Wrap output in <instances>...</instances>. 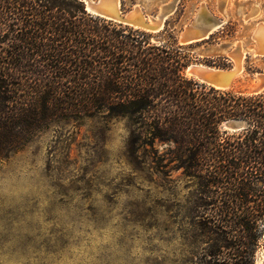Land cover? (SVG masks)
<instances>
[{
  "label": "trees",
  "instance_id": "16d2710c",
  "mask_svg": "<svg viewBox=\"0 0 264 264\" xmlns=\"http://www.w3.org/2000/svg\"><path fill=\"white\" fill-rule=\"evenodd\" d=\"M187 65L175 42L81 0H0V161L52 130L124 120L130 162L185 181L168 212L187 262L255 264L262 249L264 264V92L216 90ZM228 121L245 126L223 130Z\"/></svg>",
  "mask_w": 264,
  "mask_h": 264
},
{
  "label": "rangeland",
  "instance_id": "374dc122",
  "mask_svg": "<svg viewBox=\"0 0 264 264\" xmlns=\"http://www.w3.org/2000/svg\"><path fill=\"white\" fill-rule=\"evenodd\" d=\"M119 1L121 12L138 4L147 19L172 6L162 29L148 33L153 43L175 42L187 56L184 75L193 79L186 72L191 64L231 68L233 61L219 47L239 38L248 46L253 41L244 33L264 22V0ZM201 6L220 23L207 39L180 46L182 28ZM245 53L238 80L264 72V57ZM228 122L223 130L245 126L230 130ZM127 137L124 120L112 121L105 131L88 121L79 129L52 130L1 160L0 264H189L168 212L188 191L181 172L162 177L148 162L136 167ZM262 256L261 249L255 264Z\"/></svg>",
  "mask_w": 264,
  "mask_h": 264
},
{
  "label": "water",
  "instance_id": "95a60500",
  "mask_svg": "<svg viewBox=\"0 0 264 264\" xmlns=\"http://www.w3.org/2000/svg\"><path fill=\"white\" fill-rule=\"evenodd\" d=\"M85 4L87 12L100 18L113 21L115 23L132 27L134 29H140L151 33H158L163 25L166 14L172 9L169 6L168 10L158 16L151 17L149 19L143 14L139 5L132 4L131 9L128 12H121L119 0H81ZM221 9L223 5L220 4ZM205 14V15H204ZM220 23L219 20L209 15L202 9V16L199 20L194 18L190 23L184 26L178 36L177 42L180 46L190 45L196 42H200L208 38L212 31L216 28V25ZM215 24V27L212 26ZM251 41L248 46L253 47V54L264 57V48H261L262 44L255 38V35H251ZM242 39H233L225 45L219 47V50L226 51L227 55L233 61L231 68L218 69L211 66L202 65V67H194L190 72L191 76L201 84L212 87L216 90L228 91L235 87L241 88L245 93L250 95H256L264 92V72H255L248 78L238 80L240 75L239 64L245 57L246 48L248 46L240 44ZM256 56V57H257ZM201 65V64H195ZM243 127L242 122L230 121L227 123V128L230 130H236ZM263 256L261 259V263Z\"/></svg>",
  "mask_w": 264,
  "mask_h": 264
},
{
  "label": "bare ground",
  "instance_id": "6f19581e",
  "mask_svg": "<svg viewBox=\"0 0 264 264\" xmlns=\"http://www.w3.org/2000/svg\"><path fill=\"white\" fill-rule=\"evenodd\" d=\"M169 6H170V4H168V5H165V6H162L161 7V11H160V14H162V13H164V12H166L167 10H168V8H169ZM140 8V7H139ZM202 9L203 10H205V8L203 7L202 8V6L201 7H199L197 10H196V13H195V15H194V19L195 20H199L200 18H201V16H202ZM206 11V10H205ZM159 15V14H158ZM158 15H156V16H158ZM213 28L215 27V24L212 26ZM250 30H248V31H246L245 33H244V36H249V38L251 37V35H255V38L259 41V43L260 44H262V46H261V48H264V22L263 23H259V24H257L256 26H254V27H251V28H249ZM243 40V39H242ZM241 40V42H240V44H242V41ZM253 47H255V45L254 46H248L247 48H246V52H251V54L253 55V57H255V55L253 54ZM223 53H225L224 51H222ZM255 58H257V57H255ZM258 59V58H257ZM194 67H202V65H195V64H191V65H189L187 68H186V72H187V74H190V72L192 71V69L194 68ZM239 67H240V71H242V61H241V63L239 64ZM191 75V74H190ZM232 90H235V89H230V90H228V91H232ZM237 90V89H236ZM240 93H242V94H246V95H249V93H245V92H240ZM258 264H262L261 263V259H260V261H258Z\"/></svg>",
  "mask_w": 264,
  "mask_h": 264
}]
</instances>
